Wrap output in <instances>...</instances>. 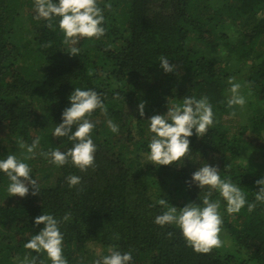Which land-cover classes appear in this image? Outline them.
<instances>
[{"label": "trees", "instance_id": "1", "mask_svg": "<svg viewBox=\"0 0 264 264\" xmlns=\"http://www.w3.org/2000/svg\"><path fill=\"white\" fill-rule=\"evenodd\" d=\"M99 2L103 7L105 0ZM109 2L105 35L82 38L73 55L55 21L49 28L34 19L33 0H0V156L17 150V138L31 143L37 135L44 150L71 147L51 132L75 87L104 93L108 113L120 125L112 133L105 115L93 113L98 150L95 166L86 172L70 162L57 167L33 157L29 163L40 183L35 194L30 186L24 197L9 196L7 178L0 176V264H15L13 258L26 252L39 255L37 264H50L45 253L23 246L44 227L35 224L44 212L71 214L62 224L69 264H92L112 245L131 250L133 264H264V207L223 213L224 244L210 253L194 251L179 229L155 224L161 209L150 207L160 192L177 207L200 203L201 189L191 176L206 162L254 199L255 181L264 176V0ZM162 55L177 65L175 72L161 69ZM22 58L28 67L21 66ZM229 77L242 85L243 107L227 105ZM186 95L207 96L218 123L204 137H190L193 159L146 163L139 158L147 151L146 119L166 113L170 101ZM142 100L144 116L138 112ZM69 174L83 177L82 191L68 187Z\"/></svg>", "mask_w": 264, "mask_h": 264}, {"label": "clouds", "instance_id": "2", "mask_svg": "<svg viewBox=\"0 0 264 264\" xmlns=\"http://www.w3.org/2000/svg\"><path fill=\"white\" fill-rule=\"evenodd\" d=\"M112 4L105 0L103 7L99 0H33L34 19L44 20L49 28L58 24L63 33L64 44L68 46V53L79 54L76 46L82 38L99 39L105 35L104 9H111ZM161 69L166 73L177 70L175 63H170L167 56L159 59ZM229 93L227 105L243 107L247 103L246 95L242 92V85L235 82V77L228 78ZM105 94L93 87H75L69 95L70 106L66 107L61 116V122L52 129L51 135L66 137L71 147L61 150L59 146H52L47 150L40 147L41 137L35 136L31 143L17 138L16 151H9L0 156V176L7 178L6 191L10 195L24 197L40 191V183L33 175V168L29 161L37 155L48 160L49 163L62 167L69 162L81 172L95 166L97 144L94 142V130L99 121L92 119L98 109L106 117L105 124L112 133L120 132V125L108 113L103 96ZM119 97V92H114ZM146 101H140L138 112L145 115ZM148 121L147 151L140 153V159L160 165L173 162L184 163L187 156L193 159L190 148L194 134L204 137L213 128L216 120L213 106L207 96L197 97L186 95L180 101H170L166 113L154 114ZM19 152V154H17ZM230 167L227 165L225 169ZM218 166L208 162L201 163L192 173L191 182L200 189V203L189 202L183 207H177L160 194L154 198L150 207L160 206V212L155 216L154 223L161 226L179 229L186 244L198 253H210L214 248L224 244L221 237L224 223L223 213L239 214L243 209L253 212L258 205L264 207V176L255 183L258 190L253 191L254 199H248V192L240 183L234 182L230 176H222ZM70 188L80 186L83 190V177L69 174L66 178ZM203 192V195L201 193ZM216 194L217 198H213ZM223 205V212L221 211ZM71 214L65 213L57 217L52 213H43L35 218V224L44 227L35 233L23 245L25 249L33 250L37 254L45 253L50 264H69L64 255L65 233L62 224L70 220ZM169 236L173 233L169 232ZM119 239V234H115ZM39 255L26 252L21 258L14 257L15 264H37ZM43 264V261H41ZM92 264H133L131 250H121L112 245L106 253H97Z\"/></svg>", "mask_w": 264, "mask_h": 264}, {"label": "rangeland", "instance_id": "3", "mask_svg": "<svg viewBox=\"0 0 264 264\" xmlns=\"http://www.w3.org/2000/svg\"><path fill=\"white\" fill-rule=\"evenodd\" d=\"M219 51H222V53H224L225 52V49L222 47V48H220L219 49ZM23 59V58H22ZM28 63H29V61L28 60H24L23 59V61L21 60V66L22 67H28ZM35 70V69H34ZM33 71V70H32ZM35 72H36V70H35ZM224 239V238H223ZM225 245H227V244H225ZM223 246H221V248H222ZM92 248V250H96V251H100L101 250V248L100 247H97V246H92L91 247Z\"/></svg>", "mask_w": 264, "mask_h": 264}]
</instances>
